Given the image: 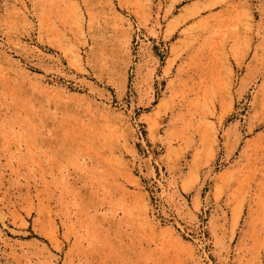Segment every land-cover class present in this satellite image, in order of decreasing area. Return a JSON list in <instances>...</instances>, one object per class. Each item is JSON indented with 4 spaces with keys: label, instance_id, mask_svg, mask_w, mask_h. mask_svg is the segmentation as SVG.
Masks as SVG:
<instances>
[{
    "label": "rangeland",
    "instance_id": "rangeland-1",
    "mask_svg": "<svg viewBox=\"0 0 264 264\" xmlns=\"http://www.w3.org/2000/svg\"><path fill=\"white\" fill-rule=\"evenodd\" d=\"M0 264H264V0H0Z\"/></svg>",
    "mask_w": 264,
    "mask_h": 264
}]
</instances>
